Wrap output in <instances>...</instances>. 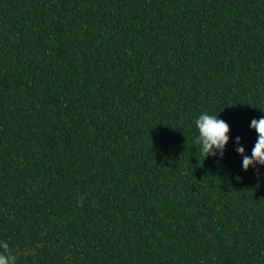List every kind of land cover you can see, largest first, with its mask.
<instances>
[{"label":"trees","instance_id":"trees-1","mask_svg":"<svg viewBox=\"0 0 264 264\" xmlns=\"http://www.w3.org/2000/svg\"><path fill=\"white\" fill-rule=\"evenodd\" d=\"M261 116L264 0H0V242L15 264H264V166L235 151Z\"/></svg>","mask_w":264,"mask_h":264},{"label":"clouds","instance_id":"clouds-1","mask_svg":"<svg viewBox=\"0 0 264 264\" xmlns=\"http://www.w3.org/2000/svg\"><path fill=\"white\" fill-rule=\"evenodd\" d=\"M195 125L198 129V135L195 137L194 143L200 146V151L205 158L209 156L222 159L224 156L226 145L229 142L230 126L219 116L202 112L195 120ZM250 128L257 133L256 142L251 149V155H247L245 148L240 144L241 137L235 138V151L242 157V168L247 171L249 167L253 169L257 165L264 166V116L259 119L253 118L250 123ZM236 179H240L239 176ZM83 197L80 198L82 204ZM0 264H15L16 256L9 250L7 242H0Z\"/></svg>","mask_w":264,"mask_h":264}]
</instances>
